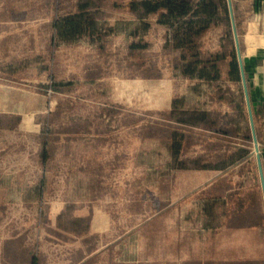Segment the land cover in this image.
Listing matches in <instances>:
<instances>
[{
	"label": "crops",
	"instance_id": "1",
	"mask_svg": "<svg viewBox=\"0 0 264 264\" xmlns=\"http://www.w3.org/2000/svg\"><path fill=\"white\" fill-rule=\"evenodd\" d=\"M128 1L120 0L117 6L113 2L112 14L117 11L116 8L126 9ZM41 2L42 22H47V27L52 28L53 33L8 32L7 24H11L13 18L12 6L8 1L0 3V72L7 77L36 70L49 73L51 84L47 87L53 91L54 84L59 85V92L88 87L90 95L87 97L95 96L93 99H96L94 110L76 114L74 118L77 123L74 124L79 127L74 131L62 130L60 136L69 141L67 145L74 141V150L69 145L67 154L74 160L87 157L89 150L93 153L88 159L87 168L114 166L109 163L110 160L95 159L94 153L101 151V147L108 146L112 140L114 131L107 121L121 114L122 121L126 120V80L118 82L117 86L122 89V94L117 96L114 85L111 86L112 90L110 86L106 89L102 87L101 84L107 77L106 71L113 67L112 61H106L102 57L113 56L110 51L113 47L109 48V45L111 38L119 34L127 39L128 55L134 33H112L114 29L109 27L110 32L101 35L86 33L67 37L66 34L56 32L58 20L85 10L97 13V21L100 22L99 17L104 11L103 3L100 0H73L72 10L63 13L66 0ZM232 7L236 26L239 23L243 30L240 49L248 79L255 135L262 148L261 168L251 127L254 146L251 159L230 165L224 170H172V173L178 172L186 176V191L182 195H176L179 192H173L172 189V195H164L161 207L170 209L169 216L165 219L167 228L159 230L149 246L143 235L131 234L132 226L127 225L126 218L118 219L119 216L126 217L128 209L122 208L123 216L110 208L109 204L103 206L105 195H65L59 199H53L51 195H23L25 201L33 203V208L24 218V223L16 224L11 229H1L0 264H264V0H232ZM128 12L137 21L129 10ZM149 19L155 23L154 26L163 28L157 23L158 15H151ZM151 34L140 33L142 39L149 43L147 50L151 49V43L147 40ZM160 34L162 50L168 33ZM83 43L96 56L102 57L82 65L81 71L86 79H82V76L63 78L60 58L64 50L67 46H80ZM163 77L140 78L142 83L154 85L155 95L160 97L156 109L150 112L162 117L161 114L168 111L178 98L184 99L186 108H191L193 104L189 98L172 83L169 84L170 93L163 97L164 86L168 84ZM61 110L60 107V112ZM248 113L250 119L249 109ZM55 115L51 113L50 119ZM83 121H90L92 126L83 129ZM175 125L178 127L176 130L184 135L182 152L186 160L202 158L203 163L210 162L212 156L225 157L230 152L218 149L212 154L208 131ZM47 127L44 143L49 136V145L45 148L49 158L44 161L40 157L45 170L41 179L44 182V193L52 181L50 178H53L52 168L57 164L54 160L56 151L53 142L56 134L50 125ZM157 141L163 146L162 138ZM167 157L165 163L160 161L158 166L166 167L171 160L168 151ZM73 164L77 165L75 161ZM188 166L193 167L194 164ZM61 217L63 220L67 217L86 219V232H71L60 225ZM129 237L137 239L133 252L128 250L132 246ZM45 243H48V248L44 246ZM148 247L153 250L148 251Z\"/></svg>",
	"mask_w": 264,
	"mask_h": 264
},
{
	"label": "rangeland",
	"instance_id": "2",
	"mask_svg": "<svg viewBox=\"0 0 264 264\" xmlns=\"http://www.w3.org/2000/svg\"><path fill=\"white\" fill-rule=\"evenodd\" d=\"M5 1L11 3L13 11L11 24H7L6 28L8 32L53 33L52 28L47 27V22H42V0H0V3ZM72 1L66 0L63 13L72 10ZM119 1L100 0L104 11L99 17V23L105 33L110 32L109 27L114 29L112 33H131L135 29L137 21L133 20L128 9L116 8L117 11L112 14L114 12L112 3L115 2L117 5ZM148 21L151 23V28L146 33H152L147 37L151 43L150 50L140 57H129L126 54L127 39L119 34L111 38L109 45V48L113 47L109 49L113 56H101L104 60L113 62L111 70L105 73L107 77L102 82V87L106 89L110 86L112 90L111 86L114 85L117 96L122 94V89L117 86L118 82L122 79L126 80V114H135L144 123L162 120L160 115L150 112L156 109L160 97L155 95L154 85H147L140 80L144 73L136 63L142 60L147 62V66L154 65L162 71L164 81L168 82L164 86L163 97L170 93L169 84L172 83L189 98L193 106L213 96L215 98L210 101L208 108L222 114L231 113L230 105L226 101L219 102L212 87L197 80L187 79L172 68L173 54L170 51L161 50L160 33H168V28L161 25L163 27L161 29L154 26L155 23L152 20ZM231 28L234 33L232 25ZM237 32L241 39L243 30L240 24H238ZM223 33L224 27L222 26L209 31L204 37V48L208 51L218 50L219 39ZM101 57L96 56L86 43L80 46H67L60 58L63 78L73 79L82 76V79H86L81 71L82 65ZM48 74L36 70L7 77L0 72V231L24 223V218L31 213L33 203L25 201L22 196L35 195L34 188L44 176L45 170L39 154L48 125L56 134L53 142L56 151L54 160L57 164L52 168L53 178H50L52 181L47 185L44 195H51L53 199L54 197L63 198L65 195L90 196L94 193L105 195L106 198L102 200L103 206L109 204L110 208L123 215L122 208L128 209V202L136 195L147 197L172 195V189L173 192H179L176 195H182L186 191L187 178L184 174L167 173L165 167L158 166L161 164L160 161L164 164L168 158L166 147L158 141H145L139 131L126 126V120L122 121V114L107 121L108 126L114 131L112 140L108 146L105 145L101 147V151L94 153L95 159L110 160L109 163H113L114 166L87 168L88 159L93 154L90 150L86 153L87 157H81L77 161L67 156L69 145L74 150V141L67 145L69 141L60 136V132L77 123L74 118L76 114L94 110L96 99H93L95 96L87 97L90 91L85 86L55 93L47 87L51 84ZM246 81L248 86L247 75ZM230 87L244 99L247 108L243 82L241 81L237 86L230 84ZM51 113L56 115L50 119ZM243 122L244 128L251 136L248 108ZM81 125L83 129L92 126L90 121H83ZM209 135L212 134L209 133ZM214 137H218L219 140L215 141L218 143V149L221 150L231 151L235 145L245 144L241 135L230 138H223L219 135ZM251 144L253 148V141ZM79 148L82 149V146ZM259 149L260 156H262L260 145ZM73 150L71 155L74 153ZM74 161L77 165L73 164ZM164 172L166 174L162 175ZM100 182L101 187L97 188ZM124 218L130 226L143 221L142 215L129 212L126 217H118L120 220ZM129 238L132 240V246L128 250L133 252L136 249L134 245L137 244V239ZM44 246L48 248V243ZM52 249L56 248L53 246Z\"/></svg>",
	"mask_w": 264,
	"mask_h": 264
},
{
	"label": "trees",
	"instance_id": "3",
	"mask_svg": "<svg viewBox=\"0 0 264 264\" xmlns=\"http://www.w3.org/2000/svg\"><path fill=\"white\" fill-rule=\"evenodd\" d=\"M126 9L137 18L135 29L131 32L134 34L128 47L129 57H140L142 52L149 48V43L142 39L140 33L144 34L151 28V23L148 21L150 16L158 15L157 23L168 28L163 50L173 54L172 68L179 71L185 78L208 84L216 92L217 100L226 101L232 109L231 113L222 114L208 108L210 101L215 98L213 96L209 97L208 101L195 104L191 108H186L184 99L178 98L173 101L168 111L161 114V121L144 123L141 118L129 113L126 114V126L139 131L145 141H156L162 138L163 146L166 147L171 159L165 167L167 173L176 169L191 168L224 170L230 165L251 159L253 157L251 156L252 139L243 126L247 113L245 101L230 87V84L239 85L242 78L234 33L231 28L229 0H129L126 3ZM98 16L97 13L85 10L79 14L67 16L56 22V32L66 34L67 37L86 33L101 35L105 32L97 21ZM221 26L224 27V33L219 39V49L206 50L204 48L205 35L213 28ZM146 64L145 60L136 63L144 73L143 77L158 79L163 75L157 66ZM53 88L56 92L60 90L57 84H54ZM173 123L179 124L180 127L202 128L212 134L210 135L212 154L218 149V143L215 140L219 139L214 136L230 138L241 135L245 144L235 145L225 157L212 156L210 162L203 163L202 158L186 160L182 152L184 135L176 130L178 127ZM73 125L63 130L74 131L79 127ZM50 133L49 131L48 134ZM49 138L48 136V141L43 143L39 154L44 161L49 158V153L45 149L49 145ZM189 164H194V166L190 167ZM99 187L101 184L100 186L97 184V188ZM34 192L35 195H44L43 181L34 188ZM163 198L164 195H150L149 197L136 195L127 204L130 213L143 216L141 223L132 226L131 234L143 235L148 246L155 240L159 230L167 228L165 219L169 216L170 209L164 207L162 209ZM59 223L76 234H82L87 230L86 219L67 217L63 220L61 217ZM181 249L180 247L179 250ZM147 250L153 249L148 247Z\"/></svg>",
	"mask_w": 264,
	"mask_h": 264
},
{
	"label": "water",
	"instance_id": "4",
	"mask_svg": "<svg viewBox=\"0 0 264 264\" xmlns=\"http://www.w3.org/2000/svg\"><path fill=\"white\" fill-rule=\"evenodd\" d=\"M229 5H230V12H231V19H232V26H233V31H234V38H235L236 48H237V54H238V58H239L242 82H243L244 91H245V95H246V99H247L248 109H249V112H250L251 127H252L253 134H254L255 152L257 153V157L259 159L260 168H261L259 145H258V141H257L256 135H255L252 108H251V103H250V99H249V92H248V86H247V81H246V74H245V69H244V65H243L241 49H240V39H239V35H238V32H237V26H236V22H235V18H234V13H233V7H232L231 0H229Z\"/></svg>",
	"mask_w": 264,
	"mask_h": 264
},
{
	"label": "built area",
	"instance_id": "5",
	"mask_svg": "<svg viewBox=\"0 0 264 264\" xmlns=\"http://www.w3.org/2000/svg\"><path fill=\"white\" fill-rule=\"evenodd\" d=\"M259 151H260V149H259Z\"/></svg>",
	"mask_w": 264,
	"mask_h": 264
}]
</instances>
